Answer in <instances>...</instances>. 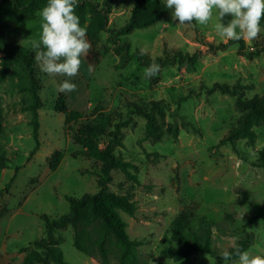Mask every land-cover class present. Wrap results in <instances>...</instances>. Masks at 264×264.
I'll use <instances>...</instances> for the list:
<instances>
[{
    "label": "rangeland",
    "instance_id": "obj_1",
    "mask_svg": "<svg viewBox=\"0 0 264 264\" xmlns=\"http://www.w3.org/2000/svg\"><path fill=\"white\" fill-rule=\"evenodd\" d=\"M134 1L112 0L108 29L125 24ZM171 11L168 8L150 26L114 37V42L109 39L110 31L101 32L95 48L104 59L87 86L90 106L86 97L79 101L84 95L80 84L71 91L70 104L85 114L92 111L90 120L108 114L112 122L127 118L135 104L151 100L165 104L166 114L157 118L153 134H145L146 119L140 115H134L121 129L123 145L116 153L134 164L130 172L136 179L116 170L108 184L110 190L126 194L136 204L133 215L123 211L120 215L126 221L128 236L139 241L144 264H226L205 252L180 259L161 254L163 247L178 244L170 236V225L183 208L188 210L192 230L210 225L212 243L219 253L234 246L243 237L244 225L252 220L250 229L255 237L246 250L264 255V166L257 164L258 151L264 147V124L254 127L253 144L238 139L217 146L241 110L236 102L238 93L213 87L216 82L242 86L244 98L263 94L264 55L247 57L253 41L246 38L241 39L243 46L232 40L225 49H210L205 42L218 45L229 41L214 28L215 10L204 25L195 21L180 24ZM0 23L8 39L36 54L38 49L32 43L40 36L38 21L21 20L12 2H6L0 5ZM260 34L264 37V28ZM125 42L129 44L126 53ZM198 50L200 56L194 64L178 62L177 51L192 54ZM137 51L146 58L139 60ZM153 59L161 66L160 72L145 79L144 69ZM9 61L6 77L0 80V155L8 159L6 167L0 169V248L5 245L8 252L24 253L30 242L46 235L41 213L58 217L69 211L66 195L98 191L99 164L78 153L82 147L73 136L81 120L66 127L65 115L54 110L62 74H47L38 65L42 86L36 148L27 109L31 95L23 90L28 78L21 64L12 58ZM162 61L165 63L160 64ZM106 142V136H100V146ZM152 151L161 155L157 162L147 154ZM56 152L62 156L51 169L49 162L58 156ZM55 236L65 261L100 264L97 257L74 247L71 226L57 230ZM10 264H22L19 254ZM110 264L116 261L112 259ZM234 264H238L237 259Z\"/></svg>",
    "mask_w": 264,
    "mask_h": 264
},
{
    "label": "trees",
    "instance_id": "obj_2",
    "mask_svg": "<svg viewBox=\"0 0 264 264\" xmlns=\"http://www.w3.org/2000/svg\"><path fill=\"white\" fill-rule=\"evenodd\" d=\"M12 2L21 20H34L39 11L46 5L47 0H0V5ZM112 0H79L75 8L80 18L82 26L87 27V36L96 47V42L103 31H110L109 39L114 42V37L124 36L136 28L150 26L160 20L168 11L165 8V0H135L130 16L121 27L108 29L109 13L111 12ZM89 15V19L87 18ZM87 20V22H86ZM264 25V20L261 21ZM264 28V27H262ZM260 33L252 40L253 50L246 52L247 57L252 58L260 54L264 55V37ZM232 40L218 45L205 42L210 49H225ZM244 45L243 40H239ZM96 50H99L95 48ZM125 53L129 50V44H123ZM0 80H4L9 70V60L14 59L22 65L25 70L28 83L23 87L31 95V103L27 109L31 112L30 124L32 134L38 142L39 113L41 106L39 91L41 89V79L38 77L35 53L32 49L19 45L16 41L7 38L0 23ZM199 50L189 54L188 52H176L179 63L184 61L194 64L199 58ZM139 60L146 58L144 54L137 51ZM159 61V60H158ZM162 61L160 64H164ZM214 88L222 92L237 94V106L241 110L235 124L229 129L226 136L220 140L217 146L234 142L238 139H245L253 144L256 138L254 127L260 123L264 124V93L251 98L243 97V87L226 83H214ZM237 89H240L238 92ZM66 93H59L56 96L54 110L65 115V125L81 120L77 127L73 140L79 143L82 149L78 152L86 158L94 159L98 164L97 182L99 189L95 193H84L80 196L66 195L69 202V211L58 217H51L47 213H41L40 217L45 228V237H41L29 243L24 251L22 264H71L64 260L62 250L59 247V240L55 232L59 229L71 226L73 230V245L79 251L93 257H97L100 264H110L112 259L116 264H144L140 257L139 241L131 239L126 231V221L121 217L120 211L133 215L136 204L129 199L126 194L116 193L108 188L112 179V171H120L129 179H136L130 172L134 164L125 160L116 153L117 147H122L120 132L123 127L129 125L134 115L143 116L146 119L145 134L154 133L157 125V118H163L166 114L165 104L162 101H149L144 104H135L128 111L127 118L112 122L108 114H99L94 120L82 111L71 109L66 104ZM99 104L94 110L99 108ZM106 136L107 142L100 146V136ZM58 156L49 162L51 169L56 168L61 152H56ZM148 156H153L152 162H157L161 157L156 151L147 152ZM258 166H264V147L258 151ZM8 159L0 155V169L6 167ZM13 178L6 185L9 187ZM252 220L244 225L243 237L238 239L234 246H239L246 250L254 242L255 234L250 229ZM170 236L177 240V246H167L161 249V254L165 257L180 259L194 252H205L215 258H222L218 250L212 243L210 225H202L198 231H194L190 226V218L187 208L181 209L170 225ZM233 251V246L228 249ZM237 258L233 255L232 261L226 264H234Z\"/></svg>",
    "mask_w": 264,
    "mask_h": 264
},
{
    "label": "clouds",
    "instance_id": "obj_3",
    "mask_svg": "<svg viewBox=\"0 0 264 264\" xmlns=\"http://www.w3.org/2000/svg\"><path fill=\"white\" fill-rule=\"evenodd\" d=\"M79 0H47L39 11L41 32L38 41L32 43L38 49L35 59L41 71L47 74H62L66 77L77 75L81 57L85 58L92 44L87 39V27L82 26L75 8ZM165 8L171 9L174 20L180 24L193 21L204 25L212 18L215 10L217 22L214 28L224 40H254L264 25V0H165ZM229 19L225 21V18ZM155 62L145 67L143 77L152 79L160 72ZM76 85L68 79L58 86L59 93L75 90ZM225 262L232 261L233 255L238 264H264V255H252L239 246L233 251L220 254Z\"/></svg>",
    "mask_w": 264,
    "mask_h": 264
},
{
    "label": "crops",
    "instance_id": "obj_4",
    "mask_svg": "<svg viewBox=\"0 0 264 264\" xmlns=\"http://www.w3.org/2000/svg\"><path fill=\"white\" fill-rule=\"evenodd\" d=\"M34 20L38 21L39 26H40L39 28L41 30V17L38 15L37 18ZM87 39L90 41L88 36H87ZM38 40H39V38L36 41H38ZM90 43H91V41H90ZM103 59H104V56L98 50H96L92 44V48L89 49L85 58L81 57V65H80L79 72L77 73L76 76L70 77V81L73 82L75 85L76 84L81 85L84 95L82 94L83 96L80 97L79 101H81L84 97H86L87 106H90L89 94H88L90 92L88 91V87H87L88 83L94 77V73L98 70ZM62 76H59L58 81L60 83L66 79V77L64 75H62ZM66 94H67V98H66L67 106L71 109H75L74 105L70 104L71 92H66ZM75 110H77V109H75ZM3 246L4 247L2 249L0 248V264H10L11 262H13V257L16 254H19V259L22 262V258L24 256V253H22V251L19 250L18 253L16 251L15 252H8L6 249V246L5 245H3Z\"/></svg>",
    "mask_w": 264,
    "mask_h": 264
}]
</instances>
